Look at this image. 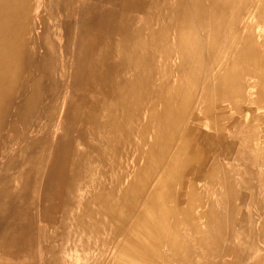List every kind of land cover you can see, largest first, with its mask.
<instances>
[{
  "label": "bare ground",
  "instance_id": "obj_1",
  "mask_svg": "<svg viewBox=\"0 0 264 264\" xmlns=\"http://www.w3.org/2000/svg\"><path fill=\"white\" fill-rule=\"evenodd\" d=\"M261 107L264 0H0V264H264Z\"/></svg>",
  "mask_w": 264,
  "mask_h": 264
},
{
  "label": "rangeland",
  "instance_id": "obj_2",
  "mask_svg": "<svg viewBox=\"0 0 264 264\" xmlns=\"http://www.w3.org/2000/svg\"><path fill=\"white\" fill-rule=\"evenodd\" d=\"M159 78H160V76H159V74H158V72H156V75H155V80H156V82L159 80ZM223 106H226V103L225 102H223V103H221ZM261 111V110H260ZM262 113L264 114V110H262ZM259 126H260V129L261 130H263L264 129V119L260 122V124H259ZM248 138H250V136H252L253 134L252 133H250V132H247L246 134H245ZM250 141H249V145H253L254 144V140H252V139H249ZM257 170H259V171H261L263 174H264V167L263 168H261V169H257ZM257 170H255V172H256V174L258 173V174H260V172L259 171H257ZM263 179H264V176H263ZM183 190V189H182ZM219 190V189H218ZM241 207V209L244 211V212H247V211H249L250 209L251 210H256L257 209V207H255V208H253V207H248V204L247 203H245V205H240ZM245 207V208H244ZM262 211L261 212H264V205H263V209H261ZM254 213H256L255 215V218H254V220H252V223L250 224V226L252 227V228H255V229H258L259 228V226H260V224L262 223V219H260L259 218V214L258 213H260L259 212V210L257 211H254ZM256 225V226H255ZM248 226V223H242V228L243 227H247ZM239 227H241V225L240 226H238L237 228H239ZM237 230H241V229H237ZM237 237H238V239L240 240H238L237 239ZM242 238L244 239L245 238V240H246V242H242L243 240H242ZM257 242H258V238L256 237H254V239H249L248 237H245V236H243V235H241V236H236V237H234V239H233V237H228V241H227V244L229 245V246H231L232 244H242V247L243 246H246L245 248H249V249H247L246 251H245V253H243L242 255H240V260H242L241 261V263L240 264H255V256L257 255V253H259V251H260V246H257ZM243 243H245L244 245H243ZM256 243V246L257 247H254L253 245ZM251 247V248H250ZM252 251V252H251ZM242 252V251H241ZM241 252H239V254L241 253ZM107 254H106V260L109 258V251H107L106 252ZM225 259L227 260V261H231L233 258L232 257H230V256H227V257H225Z\"/></svg>",
  "mask_w": 264,
  "mask_h": 264
},
{
  "label": "crops",
  "instance_id": "obj_3",
  "mask_svg": "<svg viewBox=\"0 0 264 264\" xmlns=\"http://www.w3.org/2000/svg\"><path fill=\"white\" fill-rule=\"evenodd\" d=\"M252 110H254V111H252V114H253V112H255L256 115H257V117H258L259 113H261L262 110H264V107H261L259 110H255V109H252ZM260 110H261V111H260ZM246 119H247V118H246ZM257 169H260V168H255V170H257ZM257 171H259V170H257ZM259 172H260V171H259Z\"/></svg>",
  "mask_w": 264,
  "mask_h": 264
}]
</instances>
